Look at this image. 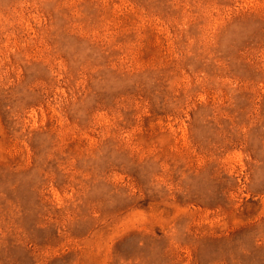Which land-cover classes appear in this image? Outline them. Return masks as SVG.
Segmentation results:
<instances>
[{"label": "rangeland", "instance_id": "obj_1", "mask_svg": "<svg viewBox=\"0 0 264 264\" xmlns=\"http://www.w3.org/2000/svg\"><path fill=\"white\" fill-rule=\"evenodd\" d=\"M0 264H264V0H0Z\"/></svg>", "mask_w": 264, "mask_h": 264}]
</instances>
